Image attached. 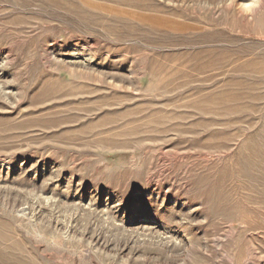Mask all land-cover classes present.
I'll return each mask as SVG.
<instances>
[{"label":"rangeland","instance_id":"1","mask_svg":"<svg viewBox=\"0 0 264 264\" xmlns=\"http://www.w3.org/2000/svg\"><path fill=\"white\" fill-rule=\"evenodd\" d=\"M0 264H264V0H0Z\"/></svg>","mask_w":264,"mask_h":264},{"label":"bare ground","instance_id":"2","mask_svg":"<svg viewBox=\"0 0 264 264\" xmlns=\"http://www.w3.org/2000/svg\"><path fill=\"white\" fill-rule=\"evenodd\" d=\"M244 6V5H243ZM90 251V250H89Z\"/></svg>","mask_w":264,"mask_h":264}]
</instances>
